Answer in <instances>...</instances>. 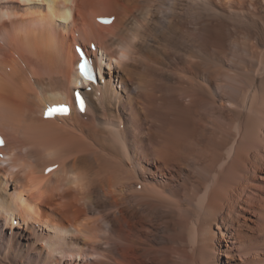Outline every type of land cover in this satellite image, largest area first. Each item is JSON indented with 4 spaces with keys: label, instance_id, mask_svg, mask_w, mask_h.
<instances>
[{
    "label": "bare ground",
    "instance_id": "6f19581e",
    "mask_svg": "<svg viewBox=\"0 0 264 264\" xmlns=\"http://www.w3.org/2000/svg\"><path fill=\"white\" fill-rule=\"evenodd\" d=\"M0 128V264H264V0H0Z\"/></svg>",
    "mask_w": 264,
    "mask_h": 264
},
{
    "label": "snow or ice",
    "instance_id": "6c2138e0",
    "mask_svg": "<svg viewBox=\"0 0 264 264\" xmlns=\"http://www.w3.org/2000/svg\"><path fill=\"white\" fill-rule=\"evenodd\" d=\"M80 67H81V70H83L84 65H80ZM81 107H82V103H81ZM52 111H53V109L50 108L48 110V112L46 113V115H50ZM46 171L50 172V171H52V169L50 168V169H47Z\"/></svg>",
    "mask_w": 264,
    "mask_h": 264
},
{
    "label": "trees",
    "instance_id": "16d2710c",
    "mask_svg": "<svg viewBox=\"0 0 264 264\" xmlns=\"http://www.w3.org/2000/svg\"><path fill=\"white\" fill-rule=\"evenodd\" d=\"M81 45V47L84 49L83 45L81 43H79Z\"/></svg>",
    "mask_w": 264,
    "mask_h": 264
}]
</instances>
